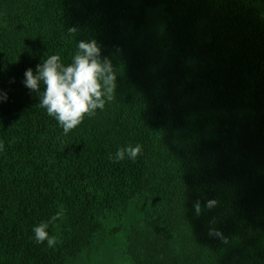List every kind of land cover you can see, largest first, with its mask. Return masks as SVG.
Masks as SVG:
<instances>
[{"label": "trees", "instance_id": "16d2710c", "mask_svg": "<svg viewBox=\"0 0 264 264\" xmlns=\"http://www.w3.org/2000/svg\"><path fill=\"white\" fill-rule=\"evenodd\" d=\"M80 40L115 99L64 136L24 72ZM0 92V264H264V0H0Z\"/></svg>", "mask_w": 264, "mask_h": 264}, {"label": "clouds", "instance_id": "9594fccd", "mask_svg": "<svg viewBox=\"0 0 264 264\" xmlns=\"http://www.w3.org/2000/svg\"><path fill=\"white\" fill-rule=\"evenodd\" d=\"M77 32L75 27L69 28V35ZM24 85L39 95V107L46 109L47 114L53 117L63 129V135L80 125L87 115L93 117L96 110H103L105 104L115 99L116 74L111 61L101 59V48L95 40L78 42V50L72 57L71 63L65 65L59 55H51L36 66L24 72ZM7 100V94L0 92V101ZM4 148L0 143V151ZM142 152V145L131 144L116 151L115 156L109 153L110 161L116 163L125 157L135 161ZM217 201L210 199L206 203L212 209ZM196 214L201 212L199 201L194 204ZM64 210L61 207L48 222H41L33 228L35 242L42 244L47 241L49 248H54L58 242L56 236H50L47 229L50 223L62 218ZM210 235H220L210 230Z\"/></svg>", "mask_w": 264, "mask_h": 264}, {"label": "rangeland", "instance_id": "374dc122", "mask_svg": "<svg viewBox=\"0 0 264 264\" xmlns=\"http://www.w3.org/2000/svg\"><path fill=\"white\" fill-rule=\"evenodd\" d=\"M153 22L157 24V19H155ZM226 58L228 65H232L234 61L237 60L236 57L234 56L232 59L228 56ZM111 247H116V248H112V249H107L106 247L99 248L96 253V259L94 258L92 263L90 264H130L129 257L127 255L123 243L117 242L115 246H111Z\"/></svg>", "mask_w": 264, "mask_h": 264}]
</instances>
